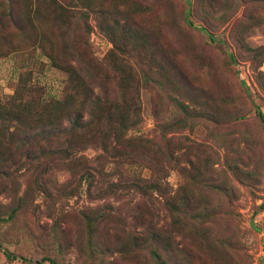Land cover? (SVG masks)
Wrapping results in <instances>:
<instances>
[{
	"label": "rangeland",
	"instance_id": "374dc122",
	"mask_svg": "<svg viewBox=\"0 0 264 264\" xmlns=\"http://www.w3.org/2000/svg\"><path fill=\"white\" fill-rule=\"evenodd\" d=\"M43 257L264 264V0H0V264Z\"/></svg>",
	"mask_w": 264,
	"mask_h": 264
},
{
	"label": "trees",
	"instance_id": "16d2710c",
	"mask_svg": "<svg viewBox=\"0 0 264 264\" xmlns=\"http://www.w3.org/2000/svg\"><path fill=\"white\" fill-rule=\"evenodd\" d=\"M237 24V20H235V22H234V26L233 27H235V25ZM188 25H190L191 26V24L190 23H188ZM85 100H86V98H88L87 97V95L85 94ZM82 103H84V101L82 102ZM85 105V104H84ZM92 109L93 110H91V112L90 113H93L94 112V107H92ZM96 120H98L99 121V119H96ZM99 123H100V121H99ZM108 131L110 132V134H112V136H113V141H114V146L112 147V149H116L117 151H119L120 152V150L118 149V147H123V148H125L126 147V145H128L129 146V144H130V142L132 141V140H125V142L122 144L121 142H119L118 140H121V139H119L118 137H115V135H114V133H115V130H114V128H108ZM109 135V134H108ZM123 141H124V139H123ZM115 144L118 146V147H116L115 148ZM121 156V155H120ZM113 157H119V155H118V153L115 151V155L113 156ZM5 257H6V259H8V260H17V259H19V260H24V259H21V258H19V257H16L15 255H12V254H9V253H5ZM40 262H47L48 264H56V262L53 260V259H50V258H48V257H43L41 260H40Z\"/></svg>",
	"mask_w": 264,
	"mask_h": 264
}]
</instances>
